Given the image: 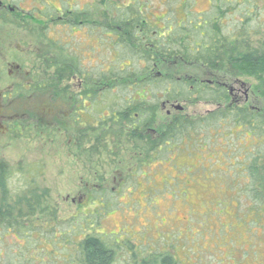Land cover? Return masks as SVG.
Masks as SVG:
<instances>
[{
  "label": "rangeland",
  "instance_id": "1",
  "mask_svg": "<svg viewBox=\"0 0 264 264\" xmlns=\"http://www.w3.org/2000/svg\"><path fill=\"white\" fill-rule=\"evenodd\" d=\"M110 1L112 4H120L119 0ZM184 1L187 2L177 0L171 5L163 4L165 0L145 2L149 4V12L152 9L151 20L160 30L168 22L173 25L185 21L187 11L182 7ZM188 1L187 4H190L194 12L207 18L216 16V0ZM232 1L233 5L220 4L223 10L229 9L225 10L222 19L228 29H236L242 23L246 24L245 11L251 8L245 5L246 0ZM13 2L27 10H34V13L43 12L57 17L71 8L73 12L83 9L85 13L95 3L101 5L100 12L103 8L102 0H47L46 6L43 0ZM258 5L256 15L248 24L254 44L264 39V2H259ZM55 8L62 10L58 13ZM231 8H235L234 11ZM12 22L0 25V37L7 42L0 52V117L18 114L23 125L18 124L14 128L10 126L11 131H6L1 127L2 124L6 126V123L2 121L0 124V162L10 169L9 190L13 197L17 199L23 192L36 186V195L47 198L45 209L57 211L56 221L62 224L58 225L56 234L65 231L68 239L75 240L83 226L85 227L81 218L84 217L82 213L88 211L85 209L89 202L88 193L104 187L112 192L114 190V197L108 214L102 219L99 218L100 225L95 229L104 233L107 238L133 240L129 241V247L136 251L133 254L137 257L163 253L172 255L180 264H264V224H251L253 216H246L248 202L242 189L234 181L240 178V174L230 167L232 163L239 166V160L245 158L247 153L240 150L239 142L243 141L239 134L231 135L227 126L219 128L216 131L219 133H210L206 137L215 145V149H219L218 153L206 152L201 157L176 151L172 155L173 161H162L159 167L157 161L150 164L148 136L145 139H134L124 132L117 131L114 134L115 127L109 123L103 125V130L99 129L94 133L82 131L80 139L78 135L76 138L65 130L62 122H56L55 128L49 129L48 123L55 122L48 118V110L53 107L49 95H57L58 101L55 104L61 112L58 120L65 122L62 114L69 110L70 91H66L63 84L56 91L46 87L34 90L32 85L49 80L48 72L51 71L47 70L42 60L35 67L30 62L40 56L47 58L54 52L44 41L42 27ZM81 31L84 34L80 32L79 37L95 36L93 28L87 27ZM25 35H29L27 40L37 46H34L36 53L22 52L25 46L21 43H24ZM97 36L101 38L102 34L97 33ZM101 40L103 45L98 55L101 64L97 67L103 76L110 77L111 71L116 74L119 66L129 63L130 57H122L123 51L120 54V49L107 37H102ZM84 48L85 46L82 48L83 52ZM87 51L93 52L91 49ZM11 62L21 63L24 71L30 73L29 76L22 81L15 80L10 73H16L9 68ZM86 63L83 72L92 69L93 65L88 58ZM139 67L142 68V64ZM159 75L165 78L170 75L178 79L194 78L221 83L233 90L232 103L264 109V97L261 96L263 92L262 89L256 92V85L259 83L254 77L235 79L224 74L207 72L199 64L179 62L159 64L152 76ZM13 83L31 85L33 93H21L22 97L19 96L14 107L9 109L8 97L3 101L1 98L2 92ZM132 92L117 87L106 99L105 103L110 107L108 110L117 104L116 110L121 111V96ZM28 94L33 96L27 98ZM113 96L120 97L114 101ZM175 107L182 108L181 112L171 107L165 111L160 108L159 122L165 123L170 116L177 115L197 118L215 109V106L203 103L193 106L175 104ZM167 112L171 115L167 116ZM23 115L31 119L24 123ZM41 116L47 117L46 123L41 126L38 121L36 126L35 121ZM99 220L94 218L93 222ZM41 237L44 239V233ZM55 241L58 242L57 239ZM121 241L116 264H125V260H130L124 252L125 240ZM71 248L74 249L73 242ZM66 255L68 253L63 250H53L52 243L38 242L31 245L23 240L17 244L11 237L3 238L0 231V264H65L63 257Z\"/></svg>",
  "mask_w": 264,
  "mask_h": 264
},
{
  "label": "trees",
  "instance_id": "2",
  "mask_svg": "<svg viewBox=\"0 0 264 264\" xmlns=\"http://www.w3.org/2000/svg\"><path fill=\"white\" fill-rule=\"evenodd\" d=\"M145 1L147 0L143 2L119 0L120 4L117 5L112 4L110 0H102V12L99 8L101 5L97 3L85 11L88 17H92V21L95 18L101 20L102 37L111 40V43L120 49V54L123 51L122 57L125 55L130 57L128 64L118 67L120 71L116 72L117 85L113 89L110 88L111 90H105L104 96L107 93L110 96L109 94L117 87H123L126 91L132 90L131 95L138 96L135 99H139L140 102H135L134 107L130 109L123 108L119 116L121 120H128L125 122L129 123H135L137 120L142 122L146 118L145 125L154 133L156 131L154 135L153 132L149 136L146 135L149 141L148 158L151 157V165L157 161L160 167L159 164L162 161L163 163L168 160V162L173 161L172 155L176 151L201 157L206 152L218 153L219 149H215V145L206 137L211 135L210 133H219L216 132L219 128L227 126L231 135L239 134V138L243 141L239 142L240 150L247 153L245 158L239 160V166L232 163L230 167L240 174V178L234 181L242 189L244 198L248 202L246 216H253L251 224L255 222L264 224V109L232 103L229 88L221 83L211 84L208 81L189 78L179 80L170 75L166 78L152 76L159 64L169 65L174 62L188 65L199 64L207 72L220 73L235 79L254 77L259 83L256 85V92L262 89L261 96L264 97V39L254 44L251 41V29L248 25L256 15L258 3L264 0L245 1V5L251 7L245 11L246 24L242 23V26L236 29H228L225 26L222 19L225 10L229 11V9L223 10L220 5H231L233 1L216 0L214 12L216 16L207 18L194 12L190 4H187L189 1L186 0L187 2L184 1L182 5L187 11L185 21L173 25L168 22L160 30V27L151 20L152 9L149 12V4ZM176 1L165 0L163 4L171 5ZM231 9L234 11L235 8ZM76 12L82 13L80 10ZM110 31H115L116 35L112 33V36ZM140 64L142 68L139 67ZM111 72L112 75L113 71ZM122 73L124 74L121 75ZM148 73L149 82L143 81ZM108 80L106 77L103 78L104 85ZM127 80H130L128 85ZM144 91L149 94L144 97L145 102L143 101ZM163 101H175L189 106L199 103L210 104L215 106V109L197 118L177 115L165 124H158V115ZM109 110L111 114L118 112H114V107ZM109 120L113 122V116ZM120 126L123 125L120 124ZM226 138L225 136L224 139ZM9 175L10 169L0 163V231L3 238L11 237L17 244L23 240L31 245L38 242L39 244L52 243L53 250L57 248L68 253L63 257L65 264H116L121 240H125L124 252L130 257L129 261L125 260V264H180L170 254L160 253L155 256L137 257L133 254L136 251L129 247V241L133 240L107 238L104 233L95 229L100 225L99 218L105 217L112 206L114 190L112 192L103 187L88 193L89 202L85 205L88 211L82 213L84 217L81 218L85 227L83 226L75 240H71L67 238L68 234L65 231L56 234L58 225L61 226L62 223L56 221L58 220L55 217L56 210L45 209L47 198L44 195H36V186L30 187L31 190L23 192V195L17 199L11 195ZM231 188L234 189L233 186ZM94 218L99 221L94 223ZM52 221H54L53 224ZM42 233H44V239L41 237ZM72 242L74 249L71 248Z\"/></svg>",
  "mask_w": 264,
  "mask_h": 264
},
{
  "label": "flooded vegetation",
  "instance_id": "3",
  "mask_svg": "<svg viewBox=\"0 0 264 264\" xmlns=\"http://www.w3.org/2000/svg\"><path fill=\"white\" fill-rule=\"evenodd\" d=\"M13 1L14 0H0V25H8L13 21L12 23H18L22 25L27 24L28 26L37 25L39 27H42L43 29H41V31L43 33L44 41L47 42V46L49 45L48 47L54 52L47 58H40V56L38 59L36 58V60L30 62L31 66L35 67L38 61L42 60V62L46 64L47 70L51 71L48 72V76H50L49 80L39 82L37 83V85H32L34 90L46 87L49 90L56 91L59 89V86L63 84L66 88V91H70L68 99L69 110L67 109L62 114V119H66L65 122L60 121L61 119L58 120V116L61 112L59 110V107H57V104H55L58 101V99H56L57 95L54 93L49 95L50 102L53 103V107H50V109L48 110V118H51L55 121L53 123H48L49 129L55 128L56 122H62L64 129L73 134L76 138L78 135V139L81 138L82 131L87 130L94 133L97 132L99 129L103 130V125L108 123L115 127L114 134L115 132L120 131L124 132L127 135H130L134 139L138 137H143V139H145L146 135L149 136V134L153 132L151 131V129H149L147 125H145V123H147L146 118H144L142 122H139V120H137L135 123H129L125 122L128 120H121V116H119L120 111L117 112L116 110V107H118L117 104L114 107V112L117 113L111 114L108 110V108L110 107L105 103L107 102L106 99L108 95L104 96V92L105 90H108L110 88H115L118 83V80L117 74H112L110 77L103 76L102 71H99V68L97 67L101 64V59L98 57L101 50V39L97 36V33L101 35L103 31L100 19L95 18V20L92 21V17H88L84 13L83 9H80L82 13H75L72 11L73 9L71 8L67 10L64 14H58V17L54 14H43V12L34 13V10H27L21 5L15 4ZM43 1L45 3L47 0ZM44 6H46V3ZM55 10L59 13L62 9L60 10L55 8ZM87 27L95 28L93 31V33H95V36L92 37L86 35V37H79L78 34L80 32L83 33L81 29ZM114 32L110 31L109 33L113 36L112 33ZM115 35L116 34L114 33V36ZM23 37L24 43L21 44L25 47L22 48V52L26 53L29 51L36 53L37 51H35V47L37 46L27 40L29 35H25ZM116 41L117 39L115 40V42ZM6 43V40L0 37V52L3 50V47H5ZM83 46H85L84 52L82 51ZM86 46L87 49H91L93 52H88ZM59 55H61V57H59ZM86 58L89 59V62H91L93 66H91L92 69L90 71L83 72V67H85V65L87 64ZM9 68L12 69L11 71H16L15 74H12V72L10 73L11 75H13V78L17 81H22L23 79H25V77L29 76L30 74L24 71L22 64L19 62L9 63ZM104 77L109 79L105 83V85L102 82ZM158 77L161 76L159 75ZM149 78L150 77L148 73L147 76L143 79V81L149 82ZM189 79L197 80L194 78ZM129 82L130 80H127L126 84L128 85ZM209 83L212 84L213 82ZM32 86L19 85V83H13V85H11L7 90L2 92L1 100L3 101L5 97H8L9 109H11L15 105L14 102H17L18 99L22 97L21 93H33ZM228 90H230L231 97H233V90L231 88H229ZM123 95L124 97L121 96V100L123 101L122 106L125 109H130L131 107H134L135 102H140L139 99H135L138 97L135 96V94ZM146 95L148 96L149 94L144 91V102L146 101V99L144 98L146 97ZM32 96L33 94H28L26 97L30 98ZM118 97L113 96V98H115L114 101H116ZM175 104L179 103L175 101H163L160 107L163 111H165L169 107L174 110H178L177 107H175ZM2 108L4 109L3 105ZM103 109H105V112H102ZM178 111L181 112V110ZM108 114L110 116H108ZM13 115L14 116L11 117H0V124L2 123V121L3 123H6V126H2L3 124L1 125V127L4 128L6 131H11L10 126H13L14 128L18 124L23 125V123L20 121L21 119L19 115ZM111 115L113 116V122H110L109 120L112 118ZM170 115L171 113L167 112V116ZM175 117L176 116H170L168 120L171 121ZM185 117L191 118L189 116ZM46 118L47 117L45 116H41V118L35 121V125L37 126V122L39 121V124L41 126H44V124L46 123ZM136 118H138L137 115ZM22 119H24V123H27V119H31V117L23 115ZM120 124H122L123 126H120ZM158 124L165 123L159 122L158 118ZM152 134H156V131ZM0 163L3 164L7 169L9 168L5 163Z\"/></svg>",
  "mask_w": 264,
  "mask_h": 264
},
{
  "label": "water",
  "instance_id": "4",
  "mask_svg": "<svg viewBox=\"0 0 264 264\" xmlns=\"http://www.w3.org/2000/svg\"><path fill=\"white\" fill-rule=\"evenodd\" d=\"M177 109H178V110H182V108H180V107H177Z\"/></svg>",
  "mask_w": 264,
  "mask_h": 264
}]
</instances>
